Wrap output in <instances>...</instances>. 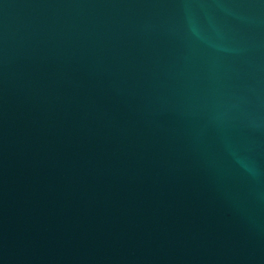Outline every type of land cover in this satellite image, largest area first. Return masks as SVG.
I'll return each instance as SVG.
<instances>
[{"label": "water", "instance_id": "water-1", "mask_svg": "<svg viewBox=\"0 0 264 264\" xmlns=\"http://www.w3.org/2000/svg\"><path fill=\"white\" fill-rule=\"evenodd\" d=\"M0 264H264V0H0Z\"/></svg>", "mask_w": 264, "mask_h": 264}]
</instances>
